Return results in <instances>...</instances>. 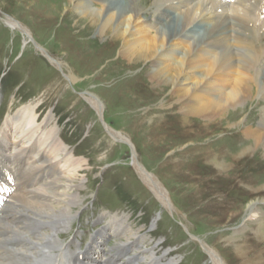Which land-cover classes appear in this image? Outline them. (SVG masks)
I'll return each mask as SVG.
<instances>
[{
  "label": "rangeland",
  "instance_id": "obj_1",
  "mask_svg": "<svg viewBox=\"0 0 264 264\" xmlns=\"http://www.w3.org/2000/svg\"><path fill=\"white\" fill-rule=\"evenodd\" d=\"M142 1L134 0L136 9L150 28H160L168 3ZM262 8L261 2L260 23ZM248 28L243 35L255 36ZM261 28L255 34L262 46ZM121 46L111 35L97 36L64 0H0V124L28 106L38 129L33 138L41 143L55 134L65 151L50 162L79 186L72 190L71 229L61 241L78 233L83 249L112 217L124 216L142 240L117 250L116 258L140 246L157 247L158 256L175 264H213L208 251L225 264H264V147L246 135L264 122V55L250 97L209 124L185 116L171 90L150 80L151 63L129 65ZM140 172L154 178L168 206ZM249 204L260 215H250ZM111 236L104 249L118 243Z\"/></svg>",
  "mask_w": 264,
  "mask_h": 264
},
{
  "label": "bare ground",
  "instance_id": "obj_2",
  "mask_svg": "<svg viewBox=\"0 0 264 264\" xmlns=\"http://www.w3.org/2000/svg\"><path fill=\"white\" fill-rule=\"evenodd\" d=\"M90 1H96L97 8ZM165 1L169 4L168 10L159 13L161 27L150 28L149 20L143 11L136 9L134 0H64L66 6L74 7L81 21L91 23L97 36L111 35L114 43L122 42L119 53L129 65L151 63L150 80L160 88L171 90L185 116L194 115L205 123H214L252 93L248 85L256 83L255 68L264 55V45H259L262 38L256 35L264 25L260 23L262 13L258 11L261 2L264 11V0H237L229 4L222 3L223 0ZM254 12L258 14L253 17ZM169 13L175 20L170 19ZM248 27L255 36L243 35L248 32H244V28ZM261 88L264 92V74ZM91 104L97 108L94 101ZM26 108L25 105L15 114H7L0 126V175L4 169H14L16 184H19V192L22 191L11 198L1 213L0 264H70V260L75 264H175L167 260V254L158 256L157 247L141 249L140 246L120 262V258H116L117 250L142 240V236L128 226L124 216L112 217L110 225L91 240L84 252L75 245L77 239L62 243L61 235L71 229V211L77 204L72 190L79 186L65 179L58 169L59 163L50 162L65 151L55 134L50 132L46 135L50 141L41 143L38 136L33 138L38 133V129H33L36 117ZM261 123L255 130L247 128L246 135L255 140L256 146L264 147V122ZM43 147L48 148L43 150ZM13 163L15 167L10 166ZM215 166L220 172L227 168L217 161ZM139 175L167 205L154 178L144 172ZM250 206V215L259 211L256 206ZM111 235L119 241L110 249L116 254L108 255L101 247L104 239ZM72 245L75 251L71 250ZM65 249L70 258L62 260ZM92 251H96L97 256L91 257ZM208 252L213 264H225L218 254Z\"/></svg>",
  "mask_w": 264,
  "mask_h": 264
}]
</instances>
